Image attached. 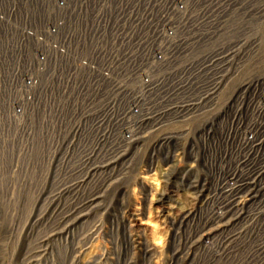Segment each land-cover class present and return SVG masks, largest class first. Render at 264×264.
I'll list each match as a JSON object with an SVG mask.
<instances>
[{
  "label": "rangeland",
  "instance_id": "374dc122",
  "mask_svg": "<svg viewBox=\"0 0 264 264\" xmlns=\"http://www.w3.org/2000/svg\"><path fill=\"white\" fill-rule=\"evenodd\" d=\"M231 93H233V90L230 91V94ZM258 93L260 99H263L264 85L262 87H257L255 90H249L246 93L242 103L239 104V113L243 112L244 114L241 113L239 116L238 114L237 116H229V119L224 122L222 133L218 132L217 134L214 132V137H212L211 155L209 154V164H211V168L210 166L209 168L211 169V172L207 174L208 176L204 174L203 169L200 170L201 166L203 168V164H200V167L196 170L197 172L195 171V177H197L196 181L199 182L196 186L201 187V184L205 183V186L208 187L200 189L201 192L203 194L207 192L212 194H209L204 198L200 197V199L199 197H185L183 193H180L178 195L179 198L178 196H175L176 201H170L171 207L172 205L174 206L171 209L172 212H170V210L168 211V217L165 219L156 213V203L151 200L152 198L150 196H147V199L144 202V209L146 212L140 217L141 220H137L139 218L136 217L129 222L128 220H125V217L123 216L125 212L129 213L132 209L133 198L139 196L140 182L138 180V157H141L143 154H134L133 160L135 161H132L133 166L129 169L125 168L126 164H124V158L121 156L122 159H119V156L123 153L109 156L110 159L102 162V164L100 163L101 165L96 163L92 165L88 164V167L87 165L86 167H76L75 164L69 163L64 165L63 168V166H56L55 163L52 166L48 165L45 163V157H34V154H31L29 158L28 154L23 155L18 153V155L16 151L13 150L12 152L11 148L0 146V148L2 147L0 149V264H214L215 261V264H232V262L234 264H237L238 262V264H245L246 262V264H264V231H261L264 229V211L259 213V217H255L253 215H256L257 212L248 208L246 202L242 208L239 207L240 209L238 208L235 211L236 214H234L233 217L226 220V227L221 228L222 231L218 228L213 235L206 237H201L202 235H205L204 233L207 232L206 230L205 232L202 231L197 233L198 235L195 231V224L198 220V224H202L207 220V217L212 215L209 213L210 209H208V206L205 207L206 201L212 199V203L220 210L227 208L236 198L235 196L230 198V200L226 199L231 195V193H227L226 197H218L215 200L214 197L217 196L218 189L223 185L222 182H220L221 174H227L229 171L227 175L230 174V178L234 179L236 176L237 180L242 179L243 176L249 172L251 167L256 165L258 158H260L259 155L261 151H264V117L262 119L260 117L263 108L257 111L254 106H251L252 101ZM247 113H249L248 116ZM232 114L233 111L231 110V115ZM258 134H260L259 139L251 144L250 141L257 137ZM1 150L3 153H1ZM5 154L6 156H4ZM261 159V163L264 165V155ZM122 160H124V162H122ZM115 161L116 163H113ZM6 163H8V165ZM245 163L247 164L245 165ZM104 165H106V168L101 175L102 171H99V167H103ZM213 168L216 169L214 170ZM178 169L179 171L184 170L180 167ZM171 170L175 171V169ZM262 170L264 171V166L262 167ZM64 171H66V173ZM93 171L95 172L93 173ZM183 173L184 172L173 173L174 175L172 177L175 176L176 178L181 179L184 176ZM253 174H255V172L248 173L245 181L241 182V185L245 184L257 188L258 192L255 194V198L250 205L254 206L256 203L255 201L259 199L260 202L257 204L259 206L264 200V196L261 195L264 192V178L260 181L258 180V182V178L255 179ZM93 178H95V180ZM110 180L111 183L109 182ZM208 182L212 185L210 186ZM135 193L137 195H135ZM124 194H126L125 197ZM247 194L248 191L244 193V196L246 197ZM88 203L93 204L87 206L89 205ZM126 205L128 206V209L125 208L127 207ZM234 206L235 205L229 206L227 211L232 210ZM182 207H184V209ZM187 208L189 210H187ZM198 209L201 210L199 211ZM149 211L151 213H148ZM207 211L209 212L207 213ZM197 212L201 214H198ZM184 213L186 214L187 221H184L183 224H179L181 216H183ZM73 216L75 217L72 218ZM73 220L75 223H73ZM142 220H149L152 222L153 226L155 225V227L140 225V221ZM236 220H240L238 221L239 223ZM244 232H247L246 235ZM194 233L195 235H193ZM198 237H200V239ZM231 238L233 239L232 242L225 244L228 240H231ZM237 239L239 242L236 241ZM253 242L254 244L252 245ZM225 245L227 246L225 247ZM247 246H253L252 248L254 249L251 248V251L247 250ZM261 247L263 249H261ZM255 250L260 251V255H258L260 257L258 258V256H255L257 258L253 257L252 260L248 259ZM240 253L241 255H239ZM183 254L187 255L183 256ZM203 256L206 257L204 258ZM201 259L203 260V263ZM177 260H179V263ZM244 260L246 262H244Z\"/></svg>",
  "mask_w": 264,
  "mask_h": 264
},
{
  "label": "bare ground",
  "instance_id": "6f19581e",
  "mask_svg": "<svg viewBox=\"0 0 264 264\" xmlns=\"http://www.w3.org/2000/svg\"><path fill=\"white\" fill-rule=\"evenodd\" d=\"M61 2H62V5L60 7H56L53 9L57 13L61 14V16L63 17L62 22L60 23L59 26L65 27L64 18L66 15L69 14L70 9H72V3L74 2V0H66L65 2L62 0ZM79 9L80 8L77 5L76 9L74 10L73 17H72V21L75 18L74 22H73L75 29L73 31H71L70 35L74 36L76 34L75 32L77 31V28L82 27L84 30H86V34L88 37L93 36V41H92L91 45L88 46V48H89L88 59L85 63L82 64L79 77H81L82 73L85 71H86V74L89 72H92V74L89 76L87 81L84 83L85 86H84V89H83L82 94L80 96V102H82V101L87 102L88 103L87 106L84 108V104L82 106H81V104H79L78 114L73 116V118L71 120H70V115H71L72 109L70 111H68L66 117L63 120L64 127H68L69 123L71 121H73L75 118H77L80 115V113L82 114L83 110L89 112V111L96 109L102 102L106 101V100H104L101 102V101H99V99L102 96L106 95L108 92L113 93V92L119 90L121 84H122V86L136 85V88L134 90H132L131 94L124 99V101L122 103L123 106L125 105L126 101L129 100L131 97H133L134 95H138V94H139V96H142L140 94H142V92L144 90H147L146 93L144 94V96L142 97L140 103L138 104V106H136L135 109L128 114L124 125H127L128 120H131L135 115L139 114L140 110L145 105H147L149 108L153 107L154 103L163 99L171 91H173L174 88H176L179 85H181V87L179 89H177L173 94H171L164 102L159 103L158 105H156L154 107V109L151 112L152 114L155 113L157 110L165 109V108H167V107H169L175 103H177L179 106H181L184 103L196 100L198 95H204V93L209 90L210 86H212L214 83H217V81L219 79L223 78V73H224L226 68L232 69V73L225 77V80H229V83H227L226 87L221 92L222 94L226 91H228L230 93L231 90H233V92L235 90L236 97L243 96V98H245V95L249 90L252 91V90H255L257 87H262L264 85V0H118L117 2H115L112 5L105 3L100 9L96 8L95 11L90 10L91 12H93V14H92V16H90L88 23H85L83 9H82V11H79ZM80 25H82V26H80ZM56 27H58L57 24H56ZM51 35H52V39H53L52 41L55 42V40L57 39V35L55 33H52ZM69 45H70V43H69V41H67L66 47ZM82 46L80 45L78 47H75L74 54L77 56L76 60L78 61V63L81 62V60H82V55H83V53H82L83 47ZM81 47H82V49H81ZM99 48L100 49L103 48V50L100 53V55L95 59L94 56L96 54H99ZM94 49H95V52H94ZM44 51L46 53H48V47H46ZM93 52H94V54L92 55ZM48 57H50V55H48ZM112 57H113L112 61L109 62V60ZM183 59L189 60L188 63L186 64V66H188L190 64H193V65L190 69H188L186 76L182 80L176 82L170 89H166L163 91L162 89L166 85L170 84L172 81H174L178 78L179 75L175 74V75L171 76L170 79H168V77H166V79H168V80H166L163 83V85L158 86L154 89L151 88V86L157 82L156 80L151 81V79L153 77H155L157 74H160V73H163L165 71L173 69V67L176 64H178L179 62H181ZM212 60H214L212 66H208V64ZM69 64H70V61L68 60V57L66 55H64L62 66L66 67L68 69ZM216 67H220V69L216 70ZM201 68H202V70L200 73H195L196 70L201 69ZM59 69H61V65L58 66V70ZM71 69L72 68H70V70ZM50 70H51V67L47 66V68H45V70H44L45 74L48 73ZM210 70H212V72L207 74V72ZM67 74H68V72H67ZM192 75H193V77L190 79V81L186 85L183 86L182 84L185 82V80ZM58 80H59V77L57 76L54 79V82L56 83V86L58 87L59 94H60L62 87L58 86L59 85ZM146 81H151V82H149L145 85H142ZM79 83H82V82H79ZM155 95H157L156 98L151 100L150 98H152ZM73 101H74V97L71 98V103ZM250 101H251V99H250ZM249 102H248V104H249ZM251 106L252 107L254 106L256 108L255 110H257V111L263 108L262 112L260 114L261 115L260 117L262 119L264 117V98L260 99L259 93L255 96L254 100L251 103ZM203 108H204V106H202L199 110H201ZM53 109H54V107H52L50 109V111L47 113V117H46V135H47V137H48L49 131H51V128L53 126L54 115H55V112L53 111ZM184 110L179 111V108H173L170 111L165 112L164 116L162 117V119L160 121L156 122V119L159 116H157L155 119H153V122H156L154 129H152L155 132L154 136L156 137L158 134H160L162 131H164L167 128L164 126V124L170 115H180L179 118H182L183 117L182 112ZM232 111L234 114V110H232ZM192 113H193V111H190L188 113V115L192 114ZM241 113H243V112H241ZM241 113H238V116ZM248 115H249V113H247V116ZM255 120H256V118H255ZM236 124H237V122H236ZM145 128H147V125H146V123H143L142 129L139 132H137L136 134H135L136 129H130V130L124 131L123 134L120 136L118 142L116 143V146L118 144H120L121 142H123L127 137L134 136V135H136V136L141 135L142 131ZM249 130H250V128H249ZM214 132L218 134V132H220V130H216ZM19 135H20V133H18V137H19ZM53 136H54V133H53ZM234 136H235V134H234ZM259 137H260V134H258L257 137L252 139L250 141V143L251 144L255 143L259 139ZM139 138H141V137H139ZM219 139H220V136H219ZM160 140H163V137H161ZM216 144H218V143H216ZM170 145H172V143L165 142L164 147H168ZM257 146H259V145H257ZM49 147H50V143L46 139L45 149L47 150V149H49ZM248 147H249V145H248ZM230 148H231V146H230ZM114 149H116V148H114ZM111 151H112V149L106 153L103 152L96 159V161L91 163V165L96 164V163L102 164V162L109 160L110 159L109 155H111V153H110ZM159 152H160V150L157 151V156H160ZM1 153H3L2 150H1ZM23 155H24V153H23ZM263 155H264V151H261V153L259 155L260 158H258V162L256 163V165L251 167V169L249 170L248 173L255 172V174H257V172H258L257 168H258V165L262 162L261 157H263ZM4 156H6V154ZM121 156L125 160L128 155L127 156H125V154L120 155L119 156L120 160L122 159ZM29 158H30V155H29ZM124 160H122V162ZM134 161L135 160H133V162ZM128 162H130V161H128ZM213 162H214V160H213ZM113 163H116V161ZM6 164L8 165V163H6ZM32 164H33V162H32ZM149 164H151V163L149 162ZM165 164H166V166L170 167V166L174 165V161H173V159H171L170 161L168 159H166ZM246 164L247 163H245V165ZM209 165H211V164H209ZM9 167H11V166H9ZM70 167H72V166H70ZM87 167H88V165H87ZM63 168H64V166H63ZM105 168H106V165H104L103 167H99V171H102L101 175L105 171L104 170ZM78 169H80V168H78ZM66 171H64V172L66 173ZM260 171H261V174L257 177L258 178L257 181L258 180L260 181L262 178H264V171L262 170V168L260 169ZM82 172H84V171H82ZM94 172L95 171H93V173ZM228 172H227V174H228ZM96 173H97V170H96ZM248 173H246L243 176V178L240 180H237L236 176L234 179L230 178L229 177L230 174L229 175H227L226 173L221 174L220 182H222L223 185L221 188L218 189L217 196L214 195L215 196L214 198L216 200L218 197H220V198L224 197V196L226 197L227 193H231V195H229L230 197H227L226 199L230 200V198L235 197V196H236V198L234 199V201L230 205H228L227 208H229V206H231V205H235V206L230 211H227V208L219 210V208H217V206L212 203V199L209 201H206L205 207L208 206V209H210V212L207 211V213L209 212L212 215L210 214L211 216L207 217V220H205V222L202 224L201 223L198 224L199 220L196 222V224H195L196 234L200 233L202 231L205 232V230H206L207 232L204 233L205 235H202L201 237L211 236V235H213L214 232L217 231L218 228L221 230V228L226 227V223H225L226 220L228 218L233 217L234 214H236L235 211L239 207L242 208V206L245 204V202H246L248 208H251L252 211L257 212V214L253 215V216L259 217V215H260L259 213L264 211L263 210L264 200L258 206L257 204L260 202L258 199L257 201H255L256 203L254 202L255 207L251 206L250 203L255 198V194L258 192V190H257V188H253L249 185H245V184L241 185V182L245 181V178L248 175ZM169 174L170 173H168L166 171V169H160L158 172H154V173L146 171L145 176H144V178L149 180V182L147 183L146 188L142 192L146 196H150L152 198L151 200H153L156 203L155 204L156 205L155 209L157 210L156 213L159 214V216L163 217V219L168 217L167 215H168L169 210H170V212H172L171 209L174 205H172V207H171L170 201L171 200L176 201V197L180 193H183L185 197L187 196V197H199V198L200 197L204 198V197L208 196L209 194H212L209 192L203 194L201 192L200 189H202L204 187L206 188L208 186H205V183H204V184H201V187H197L196 185H197V183L199 184V182L196 181L197 177H195L196 175H194L193 172H191V171H189V172L186 171L183 173V175L186 177L185 182H181L180 180H178V179L176 180V178H175L169 184L165 183ZM255 174H253V175L255 176ZM61 175H63V174H61ZM66 176H67V174H66ZM82 176H79V177H82ZM109 176H110V174H109ZM227 177H229V178H227ZM93 179L95 180V178H93ZM97 181H98V179H97ZM109 182L111 183V180ZM62 184H63V182H62ZM237 184H239V185H237ZM211 185L212 184H210V186ZM235 185H237V186H235ZM86 186H87V184H86ZM260 187H261V185H260ZM73 188H75V187H73ZM84 189H85V187H84ZM247 191H248V194L245 197L244 193H246ZM125 195L126 194H124V197H125ZM135 195H137V194L135 193ZM261 195L264 196V192ZM178 198H179V196H178ZM261 198H260V200H261ZM222 199H224V198H222ZM145 201H146L145 198H141V197L133 198V202H132L133 206H132V209L129 211V213L125 212L123 214L121 212L123 214V216L125 217V220H128L130 222V220H133L136 217L139 218L137 220H141L140 217L142 215H144L146 212L144 209V205H145L144 202ZM180 202H181V200H180ZM185 203H187V202H185ZM92 204L93 203H91L89 205L86 204V205L90 206ZM222 205H223V203H222ZM256 205H257V207H256ZM191 206H192V204H191ZM220 206H221V204H220ZM125 208L128 209V206ZM182 208L184 209V207H182ZM197 208H199V207H197ZM191 209H192V207H191ZM243 209H244V207H243ZM187 210H189V209L187 208ZM177 211H179V210H177ZM204 212H205V210H204ZM148 213H151V212L149 211ZM248 213H250V212H248ZM198 214H201V213H198ZM67 215H69V214H67ZM174 215H176V214H174ZM74 217L75 216H73L72 218H74ZM201 217H203V216H201ZM250 217H251V215H250ZM174 218H176V217H174ZM148 219H149V217H148ZM240 219H241V216H240ZM168 220H170V219H168ZM184 221H187L185 213L183 214V216H181V220H180L179 224H183ZM238 221H240V220H238ZM73 223H75L74 220H73ZM131 225H132V223H131ZM140 225H147L150 227L153 226L152 222H150L149 220L140 221ZM153 227H155V225ZM259 228H260V226H259ZM230 229H231V227H230ZM244 231H246V230H244ZM261 231H264V229ZM186 233H188V232H186ZM225 233H227V232H225ZM246 233H245V235H246ZM257 234H259V233H257ZM184 235H185V233H184ZM193 235H195V233ZM198 238L200 239V237H198ZM217 238H219V237H217ZM199 239H197V240H199ZM201 239H203V238H201ZM195 240H196V238H195ZM221 240H222V237H221ZM232 240L233 239L231 238V240H228L227 243H225V244L231 243ZM236 241H238V239ZM190 244H192V243H190ZM190 244H187V245H190ZM237 244H239V243H237ZM253 244H254V242L252 243V245ZM226 246L227 245H225V247ZM197 247H198V245H197ZM252 247L247 246V250H250ZM171 248H173V247H171ZM187 248H188V246H187ZM252 249H254V248H252ZM261 249H263V248L261 247ZM261 249H259V250H261ZM259 250H255L250 256L248 255L249 256L248 259L252 260L253 257L260 255ZM245 251H246V249H245ZM185 255H187V254H185ZM185 255L183 254V256H185ZM239 255H241V253ZM262 255H263V253H262ZM170 256H172V255H170ZM259 257L260 256H258V258ZM167 258H168V256H167ZM174 258H175V256H174ZM255 258H257V257H255ZM206 259H208V258H206ZM190 260H191V258H190ZM177 261L179 263V260H177ZM215 262H214V264H215ZM244 262H246V261L244 260ZM202 263H203V260H202ZM255 263H256V260H255ZM232 264H234V263L232 262Z\"/></svg>",
  "mask_w": 264,
  "mask_h": 264
},
{
  "label": "built area",
  "instance_id": "2783aa9c",
  "mask_svg": "<svg viewBox=\"0 0 264 264\" xmlns=\"http://www.w3.org/2000/svg\"><path fill=\"white\" fill-rule=\"evenodd\" d=\"M61 1L0 0V146L11 148L19 154L45 157L46 163L51 166L54 163L56 166H64L68 163L86 166L96 161L103 152L112 149L111 155L118 153L128 155L124 164H126L125 168L129 169L133 166L134 154H143L138 157L139 161L141 159L140 162L138 161L140 182L138 197L145 199L147 196L142 191L149 182L144 178L146 171L154 173L166 169L171 174L165 181L168 184L176 178L172 177L173 173L191 171L195 175L200 164H203L205 175L210 173L209 154L211 155L214 131L221 132L229 116H237L240 111L239 104L243 101V96L236 97V92L221 93L229 83L225 77L232 73V69L226 68L223 78L210 86L204 95H198L196 100L181 106L175 103L152 114L156 105L164 102L181 87V85L177 86L163 99L154 103L153 107L149 108L145 105L139 114L128 120L127 125L124 123L128 114L138 106L147 90L140 94L142 96L134 95L123 106L124 99L131 94L136 85L121 84L119 90L102 96L99 101H106L96 109L89 112L83 110L68 127H64L63 120L68 111L72 109L71 120L78 114L79 104L81 106L84 104V108L87 106V102H80V96L84 83L92 74V72L86 74L85 71L79 77L82 64L88 59V46L91 45L93 36L88 37L82 27L77 28L74 36L70 35L75 29L73 25L75 18L72 21L74 10L77 5L79 11L83 9L85 23H88L93 14L90 10L100 9L105 3L112 5L118 0H74L72 9L64 18L65 27L59 26L63 17L53 9L60 7ZM52 33L57 35L55 42L52 41ZM67 41L70 45L66 47ZM80 45H83V49L81 47L83 55L81 62L78 63L74 52L75 47ZM46 47L48 53L44 51ZM102 50L103 48H99V54L94 56L95 59ZM64 55L70 61L68 69L62 66ZM112 59L113 57L109 62ZM188 61L183 59L173 69L157 74L151 79L157 81L151 88L163 85L175 74L179 75L162 90L170 89L176 82L182 80L188 69L192 67L193 64L186 66ZM213 61H210L208 66H212ZM59 65L61 69L58 70ZM47 66H50L51 70L45 74L44 70ZM218 69L220 67H216V70ZM201 70L202 68L195 73H200ZM211 72L212 70L207 74ZM57 76L59 77V85H57L62 87L60 94L54 82ZM192 77L193 75L188 77L182 85H186ZM151 81H146L142 85ZM156 96L150 99L153 100ZM72 97L74 101L71 103ZM202 106L204 108L199 110ZM52 107L55 115L47 137L46 117ZM173 108H179V111L185 109L182 112L183 117L170 115L164 124L167 128L155 137L152 129L156 122L162 119L165 112ZM231 110H234L232 115ZM190 111L193 113L188 115ZM157 116L159 117L156 122H153ZM143 123H146L147 128L141 135L127 137L116 146L124 131L136 129V134L142 129ZM18 133H20L19 137ZM161 137L163 140H160ZM46 139L50 143L47 150ZM165 142H170L172 145L164 147ZM158 150L160 156H157ZM166 159L169 161L173 159L174 165L166 166ZM263 166L262 163L259 164L255 179L261 174L260 169ZM179 167L184 170L179 171ZM178 180L184 182L186 177L183 176Z\"/></svg>",
  "mask_w": 264,
  "mask_h": 264
}]
</instances>
